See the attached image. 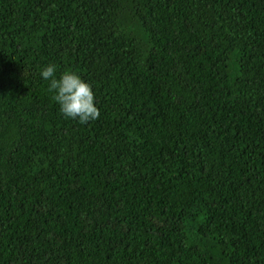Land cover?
Returning <instances> with one entry per match:
<instances>
[{"label": "trees", "instance_id": "1", "mask_svg": "<svg viewBox=\"0 0 264 264\" xmlns=\"http://www.w3.org/2000/svg\"><path fill=\"white\" fill-rule=\"evenodd\" d=\"M0 264H264V0H0Z\"/></svg>", "mask_w": 264, "mask_h": 264}, {"label": "clouds", "instance_id": "2", "mask_svg": "<svg viewBox=\"0 0 264 264\" xmlns=\"http://www.w3.org/2000/svg\"><path fill=\"white\" fill-rule=\"evenodd\" d=\"M39 75L48 82V91L63 117L80 123L98 118L99 110L94 102L92 86L77 73L65 70L57 75L56 66L48 64L40 70Z\"/></svg>", "mask_w": 264, "mask_h": 264}]
</instances>
